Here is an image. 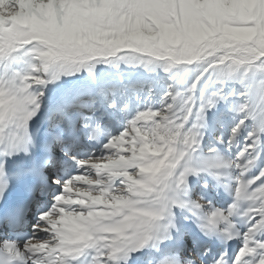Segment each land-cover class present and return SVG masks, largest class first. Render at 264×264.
Segmentation results:
<instances>
[{
    "label": "snow or ice",
    "instance_id": "6c2138e0",
    "mask_svg": "<svg viewBox=\"0 0 264 264\" xmlns=\"http://www.w3.org/2000/svg\"><path fill=\"white\" fill-rule=\"evenodd\" d=\"M0 264H264V0H0Z\"/></svg>",
    "mask_w": 264,
    "mask_h": 264
}]
</instances>
